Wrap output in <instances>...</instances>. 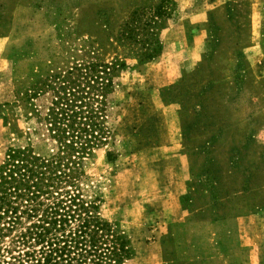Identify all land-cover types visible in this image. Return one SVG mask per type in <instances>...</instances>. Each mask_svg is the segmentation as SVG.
<instances>
[{"label":"rangeland","instance_id":"obj_1","mask_svg":"<svg viewBox=\"0 0 264 264\" xmlns=\"http://www.w3.org/2000/svg\"><path fill=\"white\" fill-rule=\"evenodd\" d=\"M161 1L0 0V164L9 148L59 151L43 121L50 92L29 102L30 90L123 63L109 133L77 182L128 240L125 264H264V0H174L162 54L142 64L119 34ZM21 222L0 238V263Z\"/></svg>","mask_w":264,"mask_h":264},{"label":"trees","instance_id":"obj_2","mask_svg":"<svg viewBox=\"0 0 264 264\" xmlns=\"http://www.w3.org/2000/svg\"><path fill=\"white\" fill-rule=\"evenodd\" d=\"M148 9L134 12L119 34L120 42L138 47L142 64L162 54L159 36L178 6L163 0ZM125 69L119 62L76 68L26 95L30 102L50 92L43 121L59 151L42 159L28 149L7 150L0 164V220L6 225L0 238L24 217L31 224L13 238L16 255L0 264H125L133 257L128 240L99 217L77 182L82 161L109 133L107 99Z\"/></svg>","mask_w":264,"mask_h":264}]
</instances>
